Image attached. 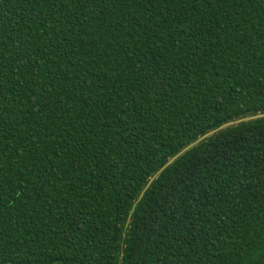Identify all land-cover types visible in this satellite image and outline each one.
Wrapping results in <instances>:
<instances>
[{
	"label": "trees",
	"instance_id": "trees-1",
	"mask_svg": "<svg viewBox=\"0 0 264 264\" xmlns=\"http://www.w3.org/2000/svg\"><path fill=\"white\" fill-rule=\"evenodd\" d=\"M8 263L264 264V0H0Z\"/></svg>",
	"mask_w": 264,
	"mask_h": 264
},
{
	"label": "water",
	"instance_id": "water-1",
	"mask_svg": "<svg viewBox=\"0 0 264 264\" xmlns=\"http://www.w3.org/2000/svg\"><path fill=\"white\" fill-rule=\"evenodd\" d=\"M231 124H233V123H231ZM212 133H214V132H212ZM212 133H210V134H212ZM178 156H176L175 158H173L168 164H167V166L168 165H170L176 158H177ZM166 167V166H165ZM46 181H47V177L44 179V181H43V184H42V187L40 188V191H42V189L45 187V185H46ZM8 264H11V263H8Z\"/></svg>",
	"mask_w": 264,
	"mask_h": 264
}]
</instances>
